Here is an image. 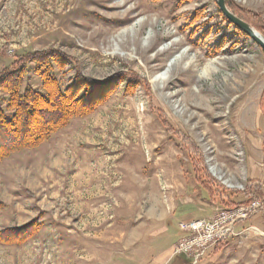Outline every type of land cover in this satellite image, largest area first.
Segmentation results:
<instances>
[{
  "label": "rangeland",
  "instance_id": "obj_1",
  "mask_svg": "<svg viewBox=\"0 0 264 264\" xmlns=\"http://www.w3.org/2000/svg\"><path fill=\"white\" fill-rule=\"evenodd\" d=\"M229 1L264 25V0ZM218 11L215 0H0V72L20 55L56 50L74 61L60 72L63 84L76 69L96 81L132 71L151 96L141 88L126 96L120 82L94 112L0 164V231L34 220L42 227L22 246L0 245V264H140L126 261L123 239L136 238L139 221L170 219L169 233L146 243L143 264L152 263L179 236L181 221L202 218L174 215L200 198L190 195L191 162L212 188L210 218L246 200L238 194L250 168L257 185L250 203L264 212V53ZM182 52L166 80L155 81ZM26 82L39 86L33 75ZM180 132L200 156L174 145L184 141ZM254 239L211 264H264V235Z\"/></svg>",
  "mask_w": 264,
  "mask_h": 264
},
{
  "label": "trees",
  "instance_id": "obj_2",
  "mask_svg": "<svg viewBox=\"0 0 264 264\" xmlns=\"http://www.w3.org/2000/svg\"><path fill=\"white\" fill-rule=\"evenodd\" d=\"M147 1L158 3L161 0ZM226 5L264 38V25L258 15L240 10L229 0H226ZM218 14L223 18L219 11ZM196 17L192 23L197 20ZM71 61L70 57L56 50L26 53L15 57L9 67L0 72V164L15 154L40 148L72 120L84 118L94 112L116 93L120 82H125L126 96H133L139 88L150 96L147 82L132 71L96 81L80 76L76 69L75 79L67 85L63 84L60 72L69 63H74ZM29 75L38 80V87L32 88L26 82ZM263 102L264 93L260 102L264 114ZM153 110L164 131L168 135L174 134L164 113L159 109ZM180 134L184 141L179 139L174 141V145L180 151L185 152L189 148L200 156V151L187 135L183 132ZM190 168L196 187L211 198L212 188L202 179L198 164L191 162ZM256 186V181L247 180L245 190L238 194L246 197V200L238 203L230 201V204L238 207L250 203L252 190ZM41 228V223L34 220L22 227L4 229L0 231V245L22 246L34 238Z\"/></svg>",
  "mask_w": 264,
  "mask_h": 264
},
{
  "label": "crops",
  "instance_id": "obj_3",
  "mask_svg": "<svg viewBox=\"0 0 264 264\" xmlns=\"http://www.w3.org/2000/svg\"><path fill=\"white\" fill-rule=\"evenodd\" d=\"M250 175V176H249ZM249 180H254L253 177L256 175L252 168H250L249 172ZM262 178V177H259ZM185 193V192H184ZM188 194V193H186ZM191 197L197 195L200 197L196 198V203L190 200V202L183 201L182 205L176 206L174 208V215H185L182 212H185L187 215L197 212L201 215V219H208L211 215H213L214 208L209 204V196L207 193L200 188L196 187L191 190ZM185 200V199H184ZM170 220V219H169ZM168 219L159 221V220H149V221H139L136 226V230L132 231V235L134 236L133 241H129L128 237L123 239L121 243L122 249L131 257L126 256V261L132 262V258L138 257L140 264L148 263L150 252L148 251V244L152 243L153 239L158 236H162L166 233H169L168 229L163 226V224L169 222ZM193 220V219H192ZM257 222L256 226L254 222ZM135 228V227H134ZM235 234L236 237L229 239L222 246H216L208 249L205 252L204 257L199 261L198 264H211L217 258H232L234 252L239 249V245H242L243 248H247L251 243H255L257 236L264 235V212L254 213L248 220L237 223L235 225ZM179 230V229H178ZM135 231V232H134ZM134 232V233H133ZM149 239H146L147 236ZM182 237L181 232L179 231V236L174 240V242L170 245V247L164 252H160L159 255L153 257L152 263L150 264H186L188 259L184 258V256H174L172 255V247L173 245ZM157 239V238H155ZM132 259V260H131ZM190 264V261L189 263Z\"/></svg>",
  "mask_w": 264,
  "mask_h": 264
},
{
  "label": "built area",
  "instance_id": "obj_4",
  "mask_svg": "<svg viewBox=\"0 0 264 264\" xmlns=\"http://www.w3.org/2000/svg\"><path fill=\"white\" fill-rule=\"evenodd\" d=\"M262 205L252 202L229 210H218L208 219L181 221L178 229L182 237L173 245L172 255L184 256L190 264H198L205 252L236 237L235 225L260 211Z\"/></svg>",
  "mask_w": 264,
  "mask_h": 264
},
{
  "label": "water",
  "instance_id": "obj_5",
  "mask_svg": "<svg viewBox=\"0 0 264 264\" xmlns=\"http://www.w3.org/2000/svg\"><path fill=\"white\" fill-rule=\"evenodd\" d=\"M215 3L219 12L227 20V22L258 45L264 53V38L253 27L246 24L234 15V13H232L226 5V0H215Z\"/></svg>",
  "mask_w": 264,
  "mask_h": 264
},
{
  "label": "bare ground",
  "instance_id": "obj_6",
  "mask_svg": "<svg viewBox=\"0 0 264 264\" xmlns=\"http://www.w3.org/2000/svg\"><path fill=\"white\" fill-rule=\"evenodd\" d=\"M126 5V2L123 4V6ZM118 8V7H117ZM120 8V7H119ZM150 39V38H149ZM186 53L182 52L179 56L175 57L168 65H167V68L166 70H164L163 72H161L156 78H155V81H158V82H163L166 80V77H167V74H168V71L167 69H171V67H173L174 65L178 64L180 61H182V59H184ZM204 77V75H203Z\"/></svg>",
  "mask_w": 264,
  "mask_h": 264
}]
</instances>
